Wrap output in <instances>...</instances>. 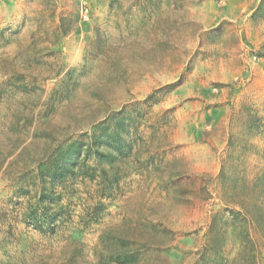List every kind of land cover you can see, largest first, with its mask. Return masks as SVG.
Listing matches in <instances>:
<instances>
[{"label": "rangeland", "instance_id": "obj_1", "mask_svg": "<svg viewBox=\"0 0 264 264\" xmlns=\"http://www.w3.org/2000/svg\"><path fill=\"white\" fill-rule=\"evenodd\" d=\"M0 264H264V0H0Z\"/></svg>", "mask_w": 264, "mask_h": 264}]
</instances>
